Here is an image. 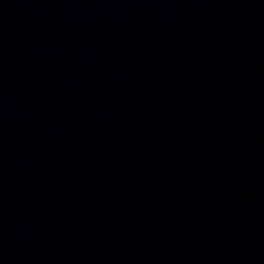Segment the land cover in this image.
I'll return each instance as SVG.
<instances>
[{
  "label": "water",
  "instance_id": "1",
  "mask_svg": "<svg viewBox=\"0 0 264 264\" xmlns=\"http://www.w3.org/2000/svg\"><path fill=\"white\" fill-rule=\"evenodd\" d=\"M0 264H264V0H0Z\"/></svg>",
  "mask_w": 264,
  "mask_h": 264
}]
</instances>
